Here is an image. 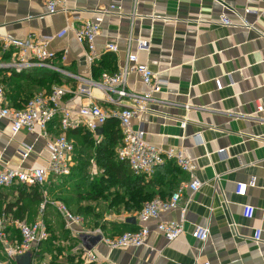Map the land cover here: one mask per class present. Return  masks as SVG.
Wrapping results in <instances>:
<instances>
[{"label": "crops", "instance_id": "0c3cea01", "mask_svg": "<svg viewBox=\"0 0 264 264\" xmlns=\"http://www.w3.org/2000/svg\"><path fill=\"white\" fill-rule=\"evenodd\" d=\"M111 5L121 9L104 14L96 38L97 57L91 63L88 46L77 41L72 26L78 24L77 17L94 18ZM224 15L233 25L222 23ZM243 18L249 25L243 24ZM0 34L21 39L51 36L49 48L56 52L53 68L32 67L23 75L0 68V83L11 106L24 105L32 96L29 92H51L63 86L67 90L63 105L78 110L88 101L77 93L84 79L99 82L102 72H117L128 51H137L138 39L146 41L145 48L138 50L140 62L167 81L159 100L133 119V126L144 129L153 145L183 150L196 162V175L203 184L192 201H187L190 190L186 189L180 206L157 219L143 222L137 217L139 210L127 211L122 205L120 213L116 207L108 210L99 224L85 220L82 226L89 234L101 229L107 238L143 225L150 228L146 243L139 247L113 249L100 240L91 248L98 260L89 264H195L197 260L264 264V0H66L65 9L56 14L48 13L45 0H0ZM113 43L119 46L117 52L107 49ZM51 73L59 76L58 81L50 76L42 83ZM90 88L91 100L105 108L115 107L99 86ZM126 89L149 90L135 73L128 76ZM123 103L130 102L125 98ZM184 118L186 128L181 126ZM46 141L40 127L15 133L10 121L0 117V167L46 165ZM26 144H32L33 151L23 159L20 148ZM76 158L75 153L74 165ZM166 163L144 187L163 198L190 180L175 162L169 170ZM62 180L51 177L44 185L49 199L66 194L69 186ZM250 182L245 195L237 194L239 183ZM101 203L108 207L107 202ZM49 206L53 207L48 204L46 211ZM32 215L35 219L29 220ZM32 215L28 222L40 217V209ZM132 217L135 221L128 220ZM170 220H182L185 227L184 234L173 241L158 229L160 222ZM196 225L209 227L207 242L194 237ZM256 229L263 231L260 242L254 240ZM75 240L76 247L84 245L81 236ZM67 264L82 262L76 263L71 256Z\"/></svg>", "mask_w": 264, "mask_h": 264}, {"label": "built area", "instance_id": "2783aa9c", "mask_svg": "<svg viewBox=\"0 0 264 264\" xmlns=\"http://www.w3.org/2000/svg\"><path fill=\"white\" fill-rule=\"evenodd\" d=\"M45 4L49 14H56L65 9L66 0H45ZM120 9L119 5H111L94 18L80 19L77 17L78 24L72 26L77 41L88 46L87 56L91 63L97 57L96 38L101 32L104 14ZM222 23L227 26L233 25V21L228 15L222 16ZM243 24L249 25V22L243 18ZM51 39V36H29L21 39L0 34V68H12L19 73L32 67H55L53 60L56 57V52L49 48ZM145 44V40L138 39L137 51H128L125 64L117 72H103L99 82L84 79L86 82L83 81V85L79 86L77 93L86 96L88 101L83 103L78 110L63 105L62 100L67 93L63 86H56L51 92H37L21 108L11 106L6 100L5 86L0 83V117L10 121L12 131L15 133L22 130L34 131L40 127L47 140L46 147L49 154L48 162L44 166L31 168L1 166L0 188H8L16 184L43 186L51 177L63 178L71 174L74 166L75 143L68 137L67 132L83 127L92 132L96 142L99 143L101 136L96 131L103 127L109 118H116L123 134V143L117 150L118 158L127 161L135 174L151 177L158 167L166 161H174L182 171L190 176V180L181 184L169 197L163 198L158 195L145 202L137 214L139 220L147 222L151 219H157L163 212L178 208L184 199L186 189L190 190L187 201H192L193 195L199 191L203 184L196 175V162L188 158L184 151L179 148H163L151 144L145 137L144 129H135L133 126V119L147 113L150 110V105L159 100V94L164 91L167 85V81L162 80L147 64L140 62L138 50L144 49ZM107 49L117 52L119 46L113 43L109 44ZM131 73L138 74L149 90L146 92L127 90L126 82ZM91 85L99 86L107 95L108 100L115 104V107L105 108L91 100ZM112 94H115L116 97H113ZM125 98L130 102L128 105L123 103ZM55 119H59L60 122L59 133H52L49 130V125ZM181 126L186 128L187 118L181 121ZM32 151V144H26L20 148L23 159H27ZM250 185L251 182L239 183L236 190L237 194L245 195ZM43 196L44 200L40 206L41 215L37 220L34 222L11 220L19 228L20 240H10L7 231L8 219L0 220V264H14L15 258L27 251L33 253L32 263L40 264L38 261L40 245L51 238L44 218L48 204L57 208L64 219L65 228L71 232L74 239H80L84 233L89 234L86 227L82 226L85 221L83 216L75 213L62 200H50L46 191H43ZM158 229L164 233L169 241L179 238L185 232L182 220L162 221L158 224ZM262 233L261 229H256L254 235L256 242L261 241ZM95 234L103 236L101 229H97ZM149 234L150 228L143 225L138 230L125 231L113 238L103 236L101 240L113 249L139 247L146 243ZM193 235L196 239L207 242L210 237V229L205 225H196ZM64 255L66 258L72 256L76 263L82 262V264H89L91 261L98 260L96 253L83 244L68 254L65 252ZM60 258L63 259V256ZM43 264H47V262H43ZM195 264L212 263L197 260Z\"/></svg>", "mask_w": 264, "mask_h": 264}, {"label": "trees", "instance_id": "16d2710c", "mask_svg": "<svg viewBox=\"0 0 264 264\" xmlns=\"http://www.w3.org/2000/svg\"><path fill=\"white\" fill-rule=\"evenodd\" d=\"M14 72L17 75L24 74V70L19 73ZM46 75L42 78V83L50 76H53L54 80L58 81L59 76L56 73ZM35 94L30 96L26 100V103ZM24 105L17 104L15 107L21 108ZM59 125V119H55L49 125V130L59 133ZM102 128L103 132L100 134L101 140L99 143L96 142L94 134L83 127L67 132L68 137L74 140L75 143L77 164L73 166L71 174L62 178L66 180V182H63L68 183L67 185L70 188H66L64 192L67 194H75L82 200L89 199L91 202L105 200L110 210L114 209V207L118 209L122 205L127 211H133L134 209L141 210L145 202L155 197L152 192L144 190L147 183L149 184V181H151V177L135 174L127 161H122L118 158L117 150L123 143V134L119 121L116 118H109ZM91 146L94 147V155L90 153V157L94 159L102 170L101 175H96L95 177L89 176L88 170L90 159L87 148ZM166 164L167 170H169V167H172L174 162L168 161ZM42 189L43 187L40 185L27 186L25 184H16L8 188H0V220L4 218L8 219L9 217L26 220L27 217L32 215L31 204L41 205L43 201ZM110 194L114 196L111 200L109 199ZM15 195V199H17L12 200L11 196ZM78 209L81 213L83 212L82 207ZM86 212H88V209H86ZM92 213L94 211L89 206V214ZM77 214L80 215L79 213ZM48 241L42 242L41 245Z\"/></svg>", "mask_w": 264, "mask_h": 264}, {"label": "rangeland", "instance_id": "374dc122", "mask_svg": "<svg viewBox=\"0 0 264 264\" xmlns=\"http://www.w3.org/2000/svg\"><path fill=\"white\" fill-rule=\"evenodd\" d=\"M15 94H20L23 93L24 96H28L27 92H14ZM30 94H34V92H29ZM37 93V92H35ZM89 150V151H88ZM87 151L89 152V163L90 165L88 166V170H89V176L91 177H95L96 175H101V171L100 172H92V169H100V167L96 164V162L94 161V159H92V157H90V153L92 155H94V147H88ZM91 155V156H92ZM62 181H65V179H63ZM64 186H66L68 183H64ZM68 186V185H67ZM42 187H45L44 185ZM52 197V196H51ZM55 198L50 199L52 201L55 200H64L68 206L75 212L79 213L80 216H83L85 218V220L87 221H94L95 224H99L102 220V218L104 217V214L110 210L109 207H102V203L98 205V203L100 202H104L105 200H98V201H93L94 203H92L91 201H89V199H79L80 197H77L75 194H55L54 196ZM114 197L112 194H110L109 199L111 200V198ZM12 199L13 196L11 197ZM97 202V203H96ZM32 213H37V210H39L40 205L38 206V204H34L32 203ZM89 206L92 207V211H94V213L89 214ZM79 207H82L83 212L81 213V211L78 209ZM86 209H88V212H86ZM114 210V209H112ZM58 210L56 209L55 206H49L46 213V219H47V223H48V227H49V231L51 233V239L50 241H48L47 243H44L40 246V252H39V257H38V261L40 264H43V262H47V264H67L69 257H65L64 253L66 252L67 254L69 252H71L73 250L74 247L77 246V242L76 240L73 238L71 232L69 230L65 229V222L63 217L59 214V212H57ZM117 213H120V211H122V209H116L115 210ZM36 216L32 215L31 218H29V220H33L35 219ZM3 220V219H2ZM8 225L10 226L8 228L7 226V231H8V235H9V239L12 240H20L21 239V233L19 231V228L14 224V222H7ZM89 224V223H87ZM89 226V225H88ZM1 244V241H0ZM60 256H63V259L60 258ZM14 264H33L32 263V258L30 257L29 254L27 253H23L21 255H18V258H15L14 260Z\"/></svg>", "mask_w": 264, "mask_h": 264}, {"label": "water", "instance_id": "95a60500", "mask_svg": "<svg viewBox=\"0 0 264 264\" xmlns=\"http://www.w3.org/2000/svg\"><path fill=\"white\" fill-rule=\"evenodd\" d=\"M103 132V128L101 127V128H99L97 131H96V133L98 134V135H100L101 133ZM135 217H132V218H129L128 220L130 221V220H132V221H135ZM81 238H82V241H83V243H84V246L86 247V248H88V249H91L92 248V246L94 245V244H96L97 242H99L101 239H102V235L101 234H96V235H91V234H86V233H84V234H82L81 235ZM89 241H91V243H92V245L91 244H89ZM25 253H27V254H29L30 255V257L32 258V260H33V253H32V251H27V252H25ZM21 255V254H20ZM17 258H18V256H17Z\"/></svg>", "mask_w": 264, "mask_h": 264}]
</instances>
